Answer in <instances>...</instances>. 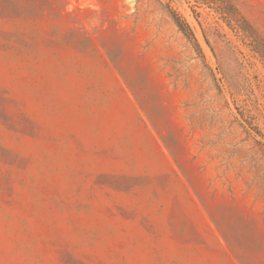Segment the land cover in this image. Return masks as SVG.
<instances>
[{"label":"rangeland","instance_id":"1","mask_svg":"<svg viewBox=\"0 0 264 264\" xmlns=\"http://www.w3.org/2000/svg\"><path fill=\"white\" fill-rule=\"evenodd\" d=\"M228 1L257 38L219 0H0V264H264V0Z\"/></svg>","mask_w":264,"mask_h":264},{"label":"trees","instance_id":"2","mask_svg":"<svg viewBox=\"0 0 264 264\" xmlns=\"http://www.w3.org/2000/svg\"><path fill=\"white\" fill-rule=\"evenodd\" d=\"M219 1H220L221 9H222L221 11L223 14L234 16L236 19H238L239 24L241 25V29L246 34H248L252 39L257 38V34H256L253 26L250 24V22L244 16H242V14L239 12V10H237V8L232 4V2H230L228 0H219ZM176 21H177L178 25H182L181 22H179L178 18H176ZM188 29H189L190 37L192 38V40L195 43L194 45H195L196 50L202 54V50L200 48V45L197 42L195 34H194V32H193V30L189 24H188Z\"/></svg>","mask_w":264,"mask_h":264}]
</instances>
